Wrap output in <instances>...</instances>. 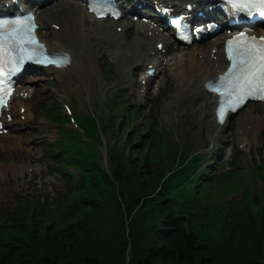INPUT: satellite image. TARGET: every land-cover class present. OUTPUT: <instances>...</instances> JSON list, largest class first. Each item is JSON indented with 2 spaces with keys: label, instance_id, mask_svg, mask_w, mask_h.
Instances as JSON below:
<instances>
[{
  "label": "trees",
  "instance_id": "obj_1",
  "mask_svg": "<svg viewBox=\"0 0 264 264\" xmlns=\"http://www.w3.org/2000/svg\"><path fill=\"white\" fill-rule=\"evenodd\" d=\"M89 124L96 130V121ZM61 132L70 141L75 137ZM61 143V166H75L80 179L68 174L69 190L56 208L27 212L18 229L0 236V264H264V191L247 199L243 216L227 221V239L208 241L203 228L209 224L198 211L229 219L227 206L217 203L227 194L222 180L217 196L202 186L204 177L193 175L196 159L176 153L169 161L158 149L141 155L138 168L136 158L114 153L107 172L98 152L82 158L69 153L72 144Z\"/></svg>",
  "mask_w": 264,
  "mask_h": 264
},
{
  "label": "rangeland",
  "instance_id": "obj_2",
  "mask_svg": "<svg viewBox=\"0 0 264 264\" xmlns=\"http://www.w3.org/2000/svg\"><path fill=\"white\" fill-rule=\"evenodd\" d=\"M51 5L53 2L43 5L41 9L46 10L45 7ZM45 33L47 34L44 36L45 41L49 44L53 43L52 32L47 30L43 32V34ZM134 35V31H130L127 41L133 40ZM206 45L204 44L201 48L205 49ZM196 49H200L199 46H196ZM116 51L117 49H115ZM84 53V62L88 67L84 77L85 85L72 83L62 85L47 70L42 71L40 75L26 74L25 76V85L36 89L32 99L26 102L31 107L30 120L20 124L18 118H14L10 123V128L17 139L13 143L7 142L3 147L0 146V231L9 230L13 226V222L10 220L14 216H21L23 211L19 204L21 201L39 200L37 204L39 208L49 204L54 207L57 204L58 191L63 190V177L57 171L50 172V170H54V166L50 168L53 161L47 157L45 150L46 145L53 143L58 137V126L47 119L48 114L53 112L54 106H56L57 113L63 116H65L63 107L67 106L76 115H95L105 118L108 114L105 108L108 107V99L113 94L119 93L127 103L134 104L130 92L135 83L130 64L123 66L117 56H109L108 47L103 48L101 45L88 47ZM81 58L83 59L82 56ZM105 69L107 72L103 71ZM166 78L167 81L157 96L153 97L151 105L148 103L143 108L135 107L137 115L133 108L130 109H133L134 113L130 128L135 127L142 136L135 143L122 141V138L118 136L109 137L106 134L103 137L104 145L100 146V141L93 142L92 146L87 145L86 147L79 144L70 149L69 153L83 158L86 151L89 153L91 150L99 148L105 155L108 151L111 153L123 152L124 156L126 154L129 157H136L138 149L136 143L143 141L142 138L153 136L158 130L164 137L163 143L171 151H182L188 156L195 154L199 158L202 157V161L207 162L205 166L215 165L216 171H213L211 176L236 172L231 177V181L224 182L230 175L222 176L223 186L220 187V190L227 195L217 199V203L221 206H227L224 215L229 219L221 217L216 220L215 217L211 219L204 210L198 211L202 221L209 224L203 228L205 238L208 241H222L227 239L230 234V230H224V228L227 229V221L232 220L233 217L243 216L247 199L253 202L258 193L264 189V169L262 176L259 175L261 174L259 170L264 167V120H262V126L256 124V128L253 127L255 133L245 137L242 142H240V131H238L240 117L246 115L252 117L253 120L255 118L261 120L264 116V105H247L227 121L225 128L214 142L212 136L206 132L202 115L189 113L187 117H184L180 113L182 106L179 109L177 106L176 109L170 106L169 101L174 98L177 92V80L170 73ZM125 106L127 107V105ZM176 111L179 113L176 114ZM120 114L117 113L116 116ZM85 122L90 126L87 119ZM132 136L133 134L129 133V137ZM96 143L99 145H95ZM227 145L232 146V153L226 154L223 158L214 159L209 164L214 152L220 146ZM131 146L133 149L127 150ZM227 149V147L224 149V153L227 152ZM124 151H129L130 154ZM199 153H201V157ZM152 154H155L154 151ZM136 160L137 167L140 168V163L138 159ZM151 171H155L154 166ZM207 184L213 195L217 196V191H212L215 189V180H209ZM244 185H246V189H244ZM252 210L255 216L257 214L261 216L263 212L254 206ZM216 223H218L216 227L212 228ZM3 235L5 234L0 233V236Z\"/></svg>",
  "mask_w": 264,
  "mask_h": 264
},
{
  "label": "bare ground",
  "instance_id": "obj_3",
  "mask_svg": "<svg viewBox=\"0 0 264 264\" xmlns=\"http://www.w3.org/2000/svg\"><path fill=\"white\" fill-rule=\"evenodd\" d=\"M4 2L5 0H0V3ZM188 2L197 4L198 6L204 4L202 3L204 2L203 0H190ZM171 7H174L176 10L183 8L176 4H172ZM35 20L40 31L46 29L53 31V43L47 45L49 51H63L69 53L71 56L70 66L48 68L51 73L55 75L54 78L58 79L62 85H67L69 83L85 85L84 77L88 67L84 62V50L88 48V46H91L92 42L95 44L102 43L105 46L114 48L117 43L124 40L123 34L113 32L112 30L111 27L116 24L115 22L106 26L104 21L94 20L92 16L87 13L86 8H80L79 3L73 0H56V3L49 6L44 13L41 12L40 17L36 15ZM57 27H59V29H57ZM115 27H120V25H116ZM149 27V25L139 22L132 24V28H135L136 31V36L134 38L136 50L131 51L132 49L130 46L132 44H126L122 48L123 52H117L118 59L123 60V65L132 62L139 67L151 65V67L156 68L157 71H164V65L167 66L168 62L164 60L165 54L157 49V44L163 43V50H166L168 45L172 43L171 36L163 35L158 32V30L150 29ZM123 29L124 27L122 30ZM141 29L147 33L150 32V35L144 36ZM37 34L41 36V32L37 31ZM261 34H264V29L261 30ZM151 39L155 40V42ZM88 40L90 42H88ZM220 40L221 38L212 40L208 43L207 51H200L199 54L191 52L185 56L173 57L170 66L167 68V70L173 73L177 78L178 83V91L174 98L169 101L170 106L175 109L177 106L179 109L181 105L184 104L180 111L184 117H187L189 113L192 115H202L206 126V132L212 135L214 140L220 136L225 125H218L216 123L214 116V97L204 89V84L208 80H216L217 74L223 71L227 66L223 49L224 40L219 42ZM167 51L168 50H166V52ZM199 55L204 57V60L201 59ZM139 59H142V61ZM180 65L183 66L182 69L175 72L172 71V66L177 70V67ZM142 79L149 82L151 78L143 74ZM16 92L18 94L22 93V98H24L25 95L27 96L25 98L32 95L30 88H26L23 85L18 86ZM34 92H36L35 89L33 93ZM184 98L185 101L183 100ZM23 107L25 108V112L22 114L20 113V109ZM29 110L30 108L27 104L18 103L10 105L7 113L19 117L24 115L25 121L23 122H29ZM178 113L179 112L176 111V114ZM240 118L239 129L243 130L241 135L246 134L244 130L248 128L251 123L257 124L260 122L259 124H261L262 120H264V116L261 120H259V118L253 120L252 117L246 115ZM259 126H262V124ZM243 139H245V137ZM14 140L15 136L13 135H0V146L3 147L7 142L13 143Z\"/></svg>",
  "mask_w": 264,
  "mask_h": 264
},
{
  "label": "snow or ice",
  "instance_id": "obj_4",
  "mask_svg": "<svg viewBox=\"0 0 264 264\" xmlns=\"http://www.w3.org/2000/svg\"><path fill=\"white\" fill-rule=\"evenodd\" d=\"M228 3L237 11H244L248 15H252L253 11H258L260 15H264V0H228ZM16 24H20L18 19ZM4 24L0 22V28H3ZM15 30V29H14ZM19 33L17 32V35ZM29 35H31L29 31ZM264 41V38H260ZM33 42L38 44V41ZM243 42V43H241ZM237 47L233 50V41H229V53L232 59L235 61L233 68L238 69L240 75L233 81L232 91L230 95L235 97V103H239L245 95L249 94L252 88L259 84L264 87V42L256 44V37H246L244 34H240L236 38ZM12 48V45H8ZM23 51V48L20 49ZM6 49L5 42L0 41V93L5 92L6 77L10 74V71H15V67L5 68ZM8 65L19 66V57L15 55L8 56ZM58 63V61H47ZM10 91V89H8ZM3 95H0V102H3ZM224 108L220 109V116L223 118Z\"/></svg>",
  "mask_w": 264,
  "mask_h": 264
}]
</instances>
